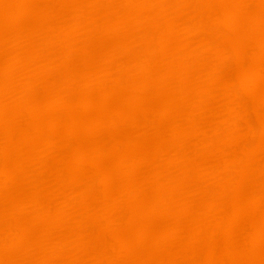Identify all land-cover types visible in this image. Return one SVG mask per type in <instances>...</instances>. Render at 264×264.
Segmentation results:
<instances>
[{
  "label": "bare ground",
  "instance_id": "bare-ground-1",
  "mask_svg": "<svg viewBox=\"0 0 264 264\" xmlns=\"http://www.w3.org/2000/svg\"><path fill=\"white\" fill-rule=\"evenodd\" d=\"M0 264H264V0H0Z\"/></svg>",
  "mask_w": 264,
  "mask_h": 264
}]
</instances>
